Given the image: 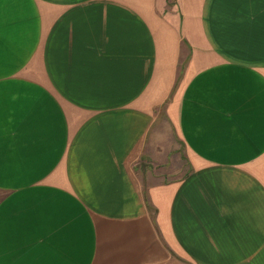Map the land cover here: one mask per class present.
<instances>
[{
	"label": "crops",
	"instance_id": "0c3cea01",
	"mask_svg": "<svg viewBox=\"0 0 264 264\" xmlns=\"http://www.w3.org/2000/svg\"><path fill=\"white\" fill-rule=\"evenodd\" d=\"M0 264H264V0H0Z\"/></svg>",
	"mask_w": 264,
	"mask_h": 264
}]
</instances>
